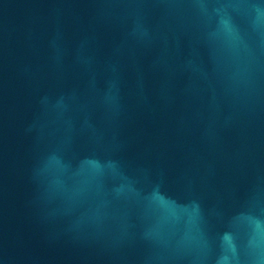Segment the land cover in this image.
<instances>
[{"label":"water","instance_id":"obj_1","mask_svg":"<svg viewBox=\"0 0 264 264\" xmlns=\"http://www.w3.org/2000/svg\"><path fill=\"white\" fill-rule=\"evenodd\" d=\"M95 264H264V0H45Z\"/></svg>","mask_w":264,"mask_h":264}]
</instances>
